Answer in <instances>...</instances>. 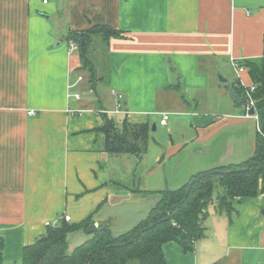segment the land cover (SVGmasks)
<instances>
[{
	"label": "crops",
	"instance_id": "0c3cea01",
	"mask_svg": "<svg viewBox=\"0 0 264 264\" xmlns=\"http://www.w3.org/2000/svg\"><path fill=\"white\" fill-rule=\"evenodd\" d=\"M97 24L122 35L96 36L93 54L102 57L95 54L90 82L66 38ZM263 51L264 0H0L3 263L20 264L24 248L64 215L70 223L90 215L120 235L148 216L162 191L251 157L258 120L239 109L228 85L253 84L233 60L244 66ZM79 76L81 97H70ZM112 89L123 93L120 108ZM106 115L147 125L153 158L110 152ZM151 129L161 138L150 141ZM236 207L231 221L209 205L193 250L163 245L167 264H264L262 196L241 197ZM77 232V241L89 237Z\"/></svg>",
	"mask_w": 264,
	"mask_h": 264
},
{
	"label": "trees",
	"instance_id": "16d2710c",
	"mask_svg": "<svg viewBox=\"0 0 264 264\" xmlns=\"http://www.w3.org/2000/svg\"><path fill=\"white\" fill-rule=\"evenodd\" d=\"M121 35L120 30L102 24L69 31L66 40L77 44L82 62L80 70L90 72V82L95 81L97 71L96 56L92 50L96 36L108 41ZM243 64L248 67L256 86L253 97L259 130L251 157L239 164L193 175L192 178H196L205 173L204 177L194 182L188 196L189 182L177 190L162 191L161 199L148 216L120 235L100 226L69 252V233L87 230L94 223L93 217L89 215L77 223L65 220L58 226H50L44 239H37L24 248L20 264H167L163 245L176 241L186 252L193 250L194 242L204 235L203 223L209 205L215 204L216 209L232 221L238 213L236 206L241 197L262 196L264 201V58L247 59ZM232 85L244 95L238 81L234 80ZM241 103L245 105L244 100ZM121 125L106 115L103 130L107 135L108 150L112 153H134L141 157L148 149L149 127L130 124L126 120ZM213 170L224 172L214 173ZM3 250L4 240L0 237V264H4Z\"/></svg>",
	"mask_w": 264,
	"mask_h": 264
},
{
	"label": "built area",
	"instance_id": "2783aa9c",
	"mask_svg": "<svg viewBox=\"0 0 264 264\" xmlns=\"http://www.w3.org/2000/svg\"><path fill=\"white\" fill-rule=\"evenodd\" d=\"M42 1V3H45L47 4L49 2V0H40ZM70 46H71V49H78V46L76 43L74 42H70ZM262 57L264 58V51H263V54H262ZM233 65L235 67V69L238 71V72H241L244 70V66L241 64V62L237 59L233 60ZM81 80H83V77L82 76H79L74 82L70 83L68 88H69V96L70 97H75V98H80L81 97V91L80 90H77V91H74V89H76V87L78 86V84L81 82ZM240 86L243 87V92H244V95L242 96L243 97V100L245 102V112L247 115H250L249 114V111L251 108H255V114L251 115V116H254L257 118L258 120V116H257V113H256V101H255V98L253 97V93L255 92L256 90V86L255 84H250V85H242L240 83ZM112 92L113 94H115L117 96V98L119 99L118 103H117V107L120 108L121 106V102L120 100L124 97L123 96V93L117 91L116 89H112ZM31 114H35L36 111L35 110H31L30 111ZM168 115L165 114L163 116V119L161 120V123L162 124H165L167 119H168ZM64 219L66 221H70L71 220V216L70 215H64ZM48 225H52L50 224V222H47ZM55 226V224H53Z\"/></svg>",
	"mask_w": 264,
	"mask_h": 264
},
{
	"label": "water",
	"instance_id": "95a60500",
	"mask_svg": "<svg viewBox=\"0 0 264 264\" xmlns=\"http://www.w3.org/2000/svg\"><path fill=\"white\" fill-rule=\"evenodd\" d=\"M219 79L222 81V82H226L228 83L230 80L227 79L226 77H224L221 73H219ZM228 92H229V95L231 96V98L236 102V103H241L243 101V97L242 95L236 91V89L233 87V85L229 84L228 85ZM249 114L250 115H253L255 114V108H251L250 111H249ZM246 169H249V167H246ZM212 172L214 173H218V172H224V171H221V170H213ZM205 176V173L199 175L198 177L196 178H190L189 179V183H188V188L186 190V196H188L194 182L196 180H199L201 179L202 177ZM152 226V225H151ZM100 228V225L97 223V222H94L92 223L88 228H87V232L89 234L93 233L94 231L98 230ZM102 229L104 230H107L109 232H111V229L108 227V226H103ZM45 237H42L41 239H44ZM133 239H130V241H132Z\"/></svg>",
	"mask_w": 264,
	"mask_h": 264
},
{
	"label": "rangeland",
	"instance_id": "374dc122",
	"mask_svg": "<svg viewBox=\"0 0 264 264\" xmlns=\"http://www.w3.org/2000/svg\"><path fill=\"white\" fill-rule=\"evenodd\" d=\"M95 54H97V56H99V57H102L101 56V51L99 49L95 52ZM87 75L88 74L85 72L84 77L87 78ZM99 89H103V88L101 87ZM102 92H104V89L102 90ZM105 95H106V97H103V98H108L109 92H106ZM107 101H109V99H107ZM238 105H239V109L241 110L244 104L241 103V104H238ZM150 134H151V140L150 141H153L157 137L161 138V136H162L161 133L159 132V130H154V129H151ZM153 156H154V154L152 153V151L151 150L150 151L148 150L147 153H146V156H145L146 161L149 162L153 158ZM116 161L118 162V168H119L120 167V162H119L118 159H116ZM83 231H85V230H83ZM78 233H80V232L74 231V232L69 233V235H68V245H69L68 251L69 252L72 251L77 245H79L80 243L83 242V241H77V235H78ZM88 235H89V233H88Z\"/></svg>",
	"mask_w": 264,
	"mask_h": 264
}]
</instances>
